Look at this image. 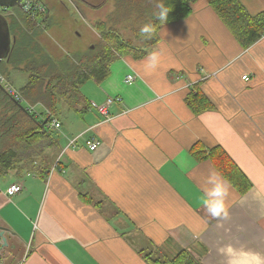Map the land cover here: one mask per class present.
I'll return each instance as SVG.
<instances>
[{"label":"crops","instance_id":"1","mask_svg":"<svg viewBox=\"0 0 264 264\" xmlns=\"http://www.w3.org/2000/svg\"><path fill=\"white\" fill-rule=\"evenodd\" d=\"M241 2L252 16L264 12V0ZM51 15L49 9L47 26ZM93 17V41L73 56L96 47L103 16ZM159 32L147 56L121 58L105 81L83 84L85 103L60 104L62 129L52 132L55 146L35 156L36 169L19 163L0 177V224L9 244L0 264H149L146 253L185 249L202 264H264V35L245 50L206 0ZM154 51L159 64L148 69ZM129 74L136 75L132 85ZM196 84L216 110L190 111L185 98ZM109 97L122 101L106 121L92 104ZM83 133L100 142L98 150L83 138L69 147ZM197 143L222 147L252 184L242 194L230 183L225 219L204 208L206 178L220 171L192 156ZM14 184L22 192L9 198Z\"/></svg>","mask_w":264,"mask_h":264},{"label":"trees","instance_id":"2","mask_svg":"<svg viewBox=\"0 0 264 264\" xmlns=\"http://www.w3.org/2000/svg\"><path fill=\"white\" fill-rule=\"evenodd\" d=\"M199 1L201 0H118L119 12L127 10L130 5L143 11L140 17L145 19L146 24L152 25L154 37L141 35V27L136 34L140 45H135L125 40L116 28L105 29L106 23L101 22L100 29L103 31L100 46L75 56L52 55L36 36L39 32L36 25L23 13L17 18H6L15 42L9 58L0 65V75L10 80L11 69L26 73L27 83L19 92L29 103L41 104L48 112L34 115L23 111L8 92L0 88V177L14 171L19 163L29 169H36L35 156H40L43 149L48 147L47 144L50 147L55 146L52 132L42 127L46 118L49 115L57 116L62 103L71 109L85 103L80 87L91 80L98 83L105 81L114 62L126 56L135 59L147 56L151 48L160 42L159 31L164 26L188 17ZM206 2L245 50L262 39L264 12L252 16L241 0ZM160 3L169 8L167 19L163 22L157 17V5ZM148 12L151 16H148ZM185 101L195 115L216 110L213 100L202 91L200 84L194 85L187 92ZM191 154L198 161H212L220 173L242 194L252 188L250 181L222 147L215 146L206 150L203 144L197 143L191 148ZM82 198L90 203L94 201L88 195ZM94 205L99 207L102 202ZM144 259L149 264H202L201 259L187 249L173 255L149 252L144 255Z\"/></svg>","mask_w":264,"mask_h":264},{"label":"rangeland","instance_id":"3","mask_svg":"<svg viewBox=\"0 0 264 264\" xmlns=\"http://www.w3.org/2000/svg\"><path fill=\"white\" fill-rule=\"evenodd\" d=\"M44 1L47 3L46 5L49 6L48 8L52 13V25H46V29L36 28L35 26V28L39 30V32L36 33V36L45 48L47 47L49 51L53 50L52 53H55L56 55L59 52L61 53L60 56H73L76 49L93 41L94 35L91 32V28L95 27L94 14L103 16V19L100 22L106 23L105 29L116 28L125 40L130 41L135 45H140V42L136 38V34L138 30L146 24V21L144 18L140 17L142 16L141 14L143 11L135 6L132 7V5H130L127 10H121L120 13L117 4L118 0ZM8 12H13L12 17L15 18L22 14L18 7L9 9L0 8V15L9 18ZM148 16H151L149 12ZM100 26L101 23L98 24L99 32L103 31L102 28L100 29ZM101 33L102 32H100V38L95 43L96 46H100L102 41ZM158 35L162 38L160 32ZM153 37L154 34L152 33L150 38ZM87 50L88 49H86V51ZM152 50H155V48H152ZM9 75L10 80H7L5 77L3 78L7 84L11 85L16 90H20L27 83L28 75L26 73L11 69ZM62 104L65 105L64 103ZM25 107H27V104H25ZM32 151L35 150L33 149ZM11 183L12 182L7 181V186Z\"/></svg>","mask_w":264,"mask_h":264},{"label":"built area","instance_id":"4","mask_svg":"<svg viewBox=\"0 0 264 264\" xmlns=\"http://www.w3.org/2000/svg\"><path fill=\"white\" fill-rule=\"evenodd\" d=\"M20 9L25 12L35 23L37 26L44 25L45 20L49 17V8L44 3L43 0H20L19 2ZM9 17L13 15V12H8ZM7 18V16H4ZM245 80H247V77H244ZM136 81V75L129 74L125 78V83L127 85H132ZM0 83L4 87V89L8 92L9 95H11L15 101L22 106L28 113L34 114V115H40L43 110V106L41 104L33 105L29 103L19 92V90H16L11 85L7 84L5 82V79L0 76ZM122 99L117 97H109L107 102L103 105H98L96 103L92 104V107L96 109L104 118L106 121H110V114L109 110L112 105L115 103H121ZM25 104H27V107H25ZM39 108V110H38ZM43 110V111H42ZM49 120L47 121V124L45 125V128L49 132H57L60 129H62V125L57 117L49 115ZM85 139L86 146L89 148L90 151L95 152L98 150L100 146V142L95 137H85V133L76 136L75 138L71 139L69 141V147L75 148L77 146V143L80 139ZM1 192V191H0ZM22 192V186L19 184L12 185L8 191L7 196L9 198L15 196L16 194Z\"/></svg>","mask_w":264,"mask_h":264},{"label":"clouds","instance_id":"5","mask_svg":"<svg viewBox=\"0 0 264 264\" xmlns=\"http://www.w3.org/2000/svg\"><path fill=\"white\" fill-rule=\"evenodd\" d=\"M159 12L157 17L161 22L167 19L169 8L164 3L157 5ZM153 33L152 25H144L141 28V35L151 37ZM159 53L152 52L147 57L146 68L156 69L159 64ZM230 182L226 177L213 170L206 178V186L203 189V204L208 215L215 219H225L228 209L226 206L227 197L229 196Z\"/></svg>","mask_w":264,"mask_h":264},{"label":"water","instance_id":"6","mask_svg":"<svg viewBox=\"0 0 264 264\" xmlns=\"http://www.w3.org/2000/svg\"><path fill=\"white\" fill-rule=\"evenodd\" d=\"M18 5V0H0V8H15ZM15 39L11 36V31L9 23L3 15H0V65L4 60H7L12 52L13 44ZM0 88L5 90L2 84L0 83ZM19 105V104H18ZM20 109L27 112L22 106ZM49 118H46L42 127L45 128ZM7 229L0 227V249L8 246V240L6 238Z\"/></svg>","mask_w":264,"mask_h":264},{"label":"bare ground","instance_id":"7","mask_svg":"<svg viewBox=\"0 0 264 264\" xmlns=\"http://www.w3.org/2000/svg\"><path fill=\"white\" fill-rule=\"evenodd\" d=\"M19 2H20V0H18V5L16 6V7H18L19 9H20V7H19ZM5 9V8H4ZM21 10V9H20ZM21 12L26 16V17H28L35 25H36V23L25 13V12H23L22 10H21ZM36 27L37 28H40V29H46V25L44 24V25H42V26H37L36 25ZM9 96H11V95H9ZM12 97V96H11ZM13 98V97H12ZM14 99V98H13ZM15 100V99H14ZM0 227H3L4 228V226L2 225V224H0ZM8 232H6V234H7ZM7 238V237H6ZM7 240H8V238H7ZM0 242H3L2 240L0 241ZM9 245V244H8ZM4 248H6V247H4Z\"/></svg>","mask_w":264,"mask_h":264}]
</instances>
